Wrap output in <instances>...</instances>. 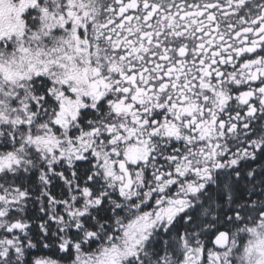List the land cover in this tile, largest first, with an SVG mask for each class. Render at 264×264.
<instances>
[{
	"label": "snow or ice",
	"instance_id": "1",
	"mask_svg": "<svg viewBox=\"0 0 264 264\" xmlns=\"http://www.w3.org/2000/svg\"><path fill=\"white\" fill-rule=\"evenodd\" d=\"M0 264H264V0H0Z\"/></svg>",
	"mask_w": 264,
	"mask_h": 264
}]
</instances>
